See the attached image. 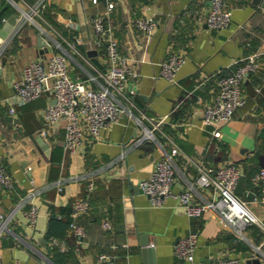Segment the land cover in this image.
<instances>
[{"label":"crops","instance_id":"obj_1","mask_svg":"<svg viewBox=\"0 0 264 264\" xmlns=\"http://www.w3.org/2000/svg\"><path fill=\"white\" fill-rule=\"evenodd\" d=\"M36 1L0 0V28L12 14L17 16V26L22 10ZM263 1L227 0L231 22L214 29L206 16L211 0H115L109 19L115 25L119 47L140 68L136 106L132 107L133 114L121 111L98 139L88 137L74 151L66 146L63 121L43 136L50 142L49 152L37 140L42 136L44 111L53 93L47 91L32 101L13 99V83L29 62L53 51L70 53L73 77L85 76L87 70L95 72V67L106 69V52L96 46L93 20L107 9L108 1L47 0L42 17L25 21L16 35L11 31L4 40L5 64L0 57V168L10 176L12 185L6 187L0 181V211L10 213L30 190L42 192L34 200L38 206L34 225L25 214L29 203L14 212L10 230L0 236V264H206L226 255L238 256L245 264H264V234L260 236L255 227L247 229L244 238L238 237L212 210L199 218L189 217L175 195L194 184L196 200L213 197L212 189L198 184L199 168L190 157L209 168L233 162L244 176L243 191L238 195L264 222L261 187L253 179L264 166ZM138 18L155 20L153 34L148 35ZM40 36L45 46L39 45ZM42 47L47 50L41 52ZM95 49L97 52L90 54ZM170 52L185 55L176 82L162 74V62ZM253 52L258 53L261 67L243 82L246 103L217 136L214 130L218 127L206 123L203 116L205 107L216 97L217 86L214 79L205 77L223 69L231 72L239 58ZM11 106L16 108L14 113ZM143 113L166 118L161 128L154 130L155 137L131 148L119 160L137 130L143 132V125L153 128L148 117L143 125L138 123L136 115ZM174 143L181 147L174 156V194L154 206L140 182L151 176L158 160ZM80 174L95 180L91 208L79 218L86 235L78 243L70 228L64 240L71 248L57 252L49 233L64 232L63 208L84 195L87 181L75 178ZM106 220L111 229L104 228ZM191 229L199 231L193 260L177 256L174 248L178 238ZM232 236L240 238L247 249L239 247ZM145 246L153 250L145 253ZM103 253L107 257L101 259Z\"/></svg>","mask_w":264,"mask_h":264},{"label":"built area","instance_id":"obj_2","mask_svg":"<svg viewBox=\"0 0 264 264\" xmlns=\"http://www.w3.org/2000/svg\"><path fill=\"white\" fill-rule=\"evenodd\" d=\"M107 1V9L93 20L96 46L98 48L105 46V62L108 65L106 69L95 67V72L87 70L85 76L73 77L70 68V53L53 51L43 58L39 57L29 62L24 67L23 75L16 78L13 83L14 93L11 96L13 99L32 101L47 91L53 93L44 111L45 125L41 129V134L47 137L51 127L57 122L63 121L66 129L65 143L71 151L76 150L88 137L98 139L102 129L116 122L121 111L128 110L133 114L132 107L136 106L134 96L138 92L140 84V68L119 47L115 25L109 19L116 2L115 0ZM46 2L47 0H37L34 3H28L29 8L22 10L20 22L14 26L12 35L17 34L25 21L34 20L36 15L42 17L41 9ZM206 16L211 28L220 29L231 22L232 9L227 0H211V6ZM137 22L147 31L148 35L153 34L155 20L138 18ZM4 44L3 42L0 45V57L5 49ZM58 45L60 44L58 43ZM184 61L185 55L181 52H170L162 62V74L171 82H176V74ZM260 67L258 53L253 52L239 58L236 67L230 73H223V69L205 77L206 80L214 79L217 86L214 101L208 104L203 112L204 121L218 127L214 130L215 135H222V126L229 122L235 112L246 103L243 82L247 76L257 72ZM15 110L16 108L11 106L10 112L14 113ZM146 117L152 121L153 128L143 125ZM136 118L145 130L135 132L118 157L119 160H123L131 148L141 145L146 139L155 137L154 130L161 128L160 125L166 116L156 118L143 113L141 116L136 115ZM180 152L181 147L174 143L171 151L166 152L164 157L158 160L151 176L141 180L140 187L150 197L152 205H162L168 196L174 194L172 189L176 180L174 156ZM189 159L199 168L198 184L204 188L212 189L213 193L211 199L198 201L194 195V184L175 193L179 200V206L189 217L199 218L212 210L220 216L224 225L232 228L241 238L246 236L247 227L251 224L257 223L264 228V222L248 202L235 192L239 180L243 176V172L237 164L226 162L219 167L209 168L196 158L190 157ZM75 178L87 181L84 195L75 198L71 210L70 228L77 242L81 243L86 235V227L79 218L89 212L91 208L90 197L95 188V180L87 174H80ZM253 179L261 187L259 201L264 206V166L255 172ZM0 181L6 187L12 185L10 176L1 168ZM41 192V189L30 190L10 213L0 211V236L10 230L9 223L14 212L26 203H29V207L25 209L29 223L31 225L36 223L38 206L34 200ZM103 225L105 229L112 227L108 220L104 221ZM198 241L199 231L191 229L176 241L174 245L176 255L193 260ZM50 242L62 251L71 248V245L64 239L51 237ZM106 257L105 253L100 256L101 259ZM245 263V260L238 256L226 255L212 258L206 264ZM10 264H19V262Z\"/></svg>","mask_w":264,"mask_h":264},{"label":"water","instance_id":"obj_3","mask_svg":"<svg viewBox=\"0 0 264 264\" xmlns=\"http://www.w3.org/2000/svg\"><path fill=\"white\" fill-rule=\"evenodd\" d=\"M255 1L259 2L260 0H255ZM263 4H264V1H263ZM16 20H17V16H16V14H12V15H11V16H10V17H9L4 23H3L2 27L0 28V45H1V43L4 42V40L9 36L10 32L13 30L14 25H15V23H16ZM39 45H40V46H42V45L45 46V45H46V41L43 40V37H42V36L39 37ZM45 50H47L46 47H42V48H41V52H44ZM96 52H97L96 49H95V50H91V51H90V54H93V53H96ZM6 61H7V56H6V55H3V56H2V60H1L2 64H5ZM1 72H2V65H0V74H1ZM10 118L13 119L14 116H10ZM17 120L19 121L18 118H17ZM37 140H38V142H39V144H40V146H41L42 148L46 149L47 152L50 151V142H48V141L46 140V138H44L43 136H39V137H37ZM243 182H244V176H242V177L240 178L239 183H238V185H237V187H236V189H235V192H236L237 194L242 193V191H243ZM145 244H146V243H145ZM143 250H144V252L146 253V252H150V251H152L153 248L150 247V246H147V247L145 246Z\"/></svg>","mask_w":264,"mask_h":264},{"label":"trees","instance_id":"obj_4","mask_svg":"<svg viewBox=\"0 0 264 264\" xmlns=\"http://www.w3.org/2000/svg\"><path fill=\"white\" fill-rule=\"evenodd\" d=\"M105 51V46H102V48H101V51L100 52H104ZM223 73H230V71L229 72H224L223 71ZM72 204H73V202L71 203V205L70 206H68V207H64L63 208V210H64V215H66L65 216V218H62L61 220V227H62V229H63V233H61V234H59V235H57V233H55V232H50L49 233V240H50V238L51 237H56V238H59V239H65L66 238V233L68 232V230L70 229V222H71V210H72ZM250 227H255V229L257 230L256 232L258 233L259 232V235L260 236H262L263 234H264V230L262 229V228H258L257 226H256V224L254 223V224H251V225H249L248 227H247V229H249ZM247 231V230H246ZM258 235V236H259ZM232 237H235V236H232ZM234 239H236V240H238L237 241V245L239 246V247H241L242 249H247V246L246 245H244V243H243V241L240 239V238H237V237H235ZM53 248V250H55V251H60V252H65V251H61L60 250V248L58 247V246H53L52 247Z\"/></svg>","mask_w":264,"mask_h":264},{"label":"rangeland","instance_id":"obj_5","mask_svg":"<svg viewBox=\"0 0 264 264\" xmlns=\"http://www.w3.org/2000/svg\"><path fill=\"white\" fill-rule=\"evenodd\" d=\"M263 230H264V228H263ZM246 235H247V233H246Z\"/></svg>","mask_w":264,"mask_h":264}]
</instances>
